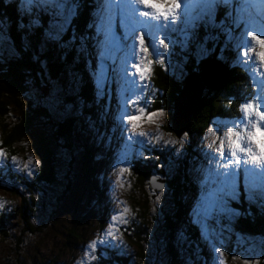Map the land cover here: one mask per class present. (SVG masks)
Masks as SVG:
<instances>
[{"label": "rangeland", "instance_id": "obj_1", "mask_svg": "<svg viewBox=\"0 0 264 264\" xmlns=\"http://www.w3.org/2000/svg\"><path fill=\"white\" fill-rule=\"evenodd\" d=\"M232 1L227 0V3H223L222 0L213 1L219 6L213 10L211 22L208 19L195 18L191 24H188L184 16L186 4L190 5L191 13L195 17L203 10L204 7L201 6L206 0H178L180 8L177 10L176 24L173 25L170 20L164 21L161 18L157 29L143 33L145 46L149 49L147 59L153 60V63L149 66L144 80L141 81L135 75L132 64L143 65L144 54L136 52L135 34L125 39V30L119 27V6L123 0H98V11L91 14L92 17L86 26L87 34L81 36L79 43L76 44L73 41L71 45V48L77 52H84V55L88 54L86 46H90L95 54L93 60L91 58L88 63L90 67L91 65L93 67L89 74L94 77V102L90 106L91 112L86 116L82 115L83 103L77 100L78 96L68 87L69 71L66 74L67 83L65 85L63 81L60 89L52 83L48 86L43 84V87L37 90L42 98L52 100L53 104L55 95L58 97V103L61 101L58 114L55 115L58 118L55 130H58L57 127L61 122L69 118L75 122L74 116L78 118L75 133L80 132V142L72 151L59 153V162L64 170H68L69 162L71 164V181L72 174L76 175L73 178L74 184L71 185V193L65 196L59 204L51 197L36 198L37 202L44 206L40 213L42 219L46 220V226L41 228L43 231L38 235L28 239L26 249L22 250L23 256H19L18 261L14 262L12 259H14L13 251L16 247V240L13 235L11 237L8 235L14 233V229H19L18 213L22 200L10 188L25 193L24 184L34 182L36 168L43 161V144H51L48 141H50L49 130L51 131L52 128L48 130L46 125H41L37 118L28 130L29 132L15 141L14 146L17 151L14 157L8 159L6 152L0 149V152L4 153L0 156V182L7 187L0 188V215H4L6 229H11L4 234L0 232V264L30 262L31 264H122L123 260L124 264H202L201 259L203 258L204 262L209 264L211 258L207 255V251L215 257L212 258L216 262L214 264H258L260 259H264V239L256 237L247 239L245 238L247 236L243 237L233 228L234 218L240 213L233 205L241 193L247 203L263 207L260 201L255 200L258 196L253 193L264 191V180H258L257 187L249 191L244 178V166L232 170L237 173L238 198L225 201L223 208H230L234 211H216L215 213L209 211V205L221 187L217 179L219 173L223 171L220 165L230 159L225 155L221 160L218 155L221 142L225 150L228 147L224 132L228 127L241 132L250 127V121L243 119L242 107L238 118L212 123L200 136L185 132L178 137L166 129L168 113L154 110L152 104L155 99V89L150 81L153 76H151L153 66L163 61L159 65L163 74L179 81L184 76L183 62H188L189 55L195 54L194 49L198 48L200 53L202 51L200 42L197 41L193 46L192 39L196 36L195 29L203 25L204 28L211 26L214 31L215 28L221 26L220 41L223 45L220 51L224 48L229 52L228 58L234 64L246 68L256 88L252 91L251 99L247 103L258 105L260 110L264 111V68L259 65L254 55V52L259 49L247 35L251 31L264 38V0H245L243 4L247 2V5L242 8L240 5L237 6V3L236 7L230 8L228 3ZM15 2L18 12V0ZM257 2L259 6L256 5ZM74 3L78 7L76 14L70 18L71 22L74 17L78 16L80 9V0H74ZM160 6L163 7V5ZM134 7L138 10L137 13L141 11L148 12L150 15L152 13L151 8H144L142 5H134ZM220 8L227 14L229 21L232 17V23L236 29L229 30L223 23L215 22L214 12ZM103 9H109L117 14L118 20L115 23L117 29L120 28L123 33L124 43L120 40L123 44L119 42L118 46L107 50L101 59L100 54L104 49L100 44L102 31L99 30V20ZM39 16L47 17L49 22L40 26L43 33L41 32L36 39L39 43L38 47L40 50H52L55 46L54 50L58 52L61 46L47 38L53 18L45 11L43 13L37 11L33 14L36 20ZM134 19L142 22L136 25L137 29L143 24L157 25L156 21L140 17L139 14ZM67 34L68 31L62 37L61 43ZM215 34V32L210 34L213 40ZM115 36L119 40L116 33ZM161 39L168 45L167 49L160 45L159 40ZM10 44L5 31L3 39L0 40V55L6 56L9 55L7 53H11ZM129 44L132 45L131 50H129ZM248 47H252L254 51L247 56H242L241 51ZM178 59L183 61L177 62ZM194 63L195 61L193 65ZM100 65L104 68L103 72L98 69ZM98 81L103 84L102 89L99 88ZM98 91H102L103 94L98 95ZM26 100V97L21 98L20 102L23 107L26 105ZM108 101H110V108L107 106ZM6 105L11 114L7 116V124L14 120L17 122L19 110L10 103ZM69 105H71L70 109ZM140 108H143L146 113L156 112L158 115L153 117L151 122H138L139 126L133 131L126 117L140 114L138 112ZM109 116L111 120H116V129L113 125H109L111 122H106ZM255 119L256 117L250 114V120ZM261 127L264 128V124H261ZM141 133L144 135L141 136ZM0 139H3L1 132ZM51 145L54 148V145ZM88 148H90L89 158L82 156L83 153H88ZM154 150L160 154L172 152L173 156L169 155L165 161H161L162 163H160L161 158L157 159V163L154 164L157 169L151 170L150 185L145 184L142 191L134 190L133 184L136 177L135 173H132L133 165L142 156L150 158V154L144 151L155 152ZM121 168L126 171L121 172ZM10 173L13 174V178ZM92 176L96 178L92 185H97V188L87 183ZM171 180L178 182L176 191L181 188L183 181L189 182L187 185L196 186L197 190L192 194L191 191L185 192L182 187V191L176 192L172 189ZM41 188L45 187L41 186ZM101 190L103 196L99 195ZM143 196L151 200L146 210L145 223L142 225L144 230L142 237L144 236L145 240L140 241L139 237L135 236L136 232L133 228L135 229L143 221L140 216L141 212L139 214L140 200H143ZM163 209L162 214L172 216L171 220L175 222L176 228L173 226L170 233L164 227V219L159 216V210ZM147 211L150 213L147 214ZM178 211L185 214L186 221L188 220L189 224L195 227V230L187 228L186 231L197 235V240L187 239L188 235L185 234L181 222L175 219L177 218L175 212ZM114 216L115 220L112 219ZM109 232L114 235V239L108 235ZM93 241H106L107 243L98 244L94 251L88 247ZM135 242L142 245L143 256L141 257L138 255ZM221 252L223 255L220 254ZM172 253H174V260H170ZM93 256L98 259H92ZM103 259L105 262L102 261Z\"/></svg>", "mask_w": 264, "mask_h": 264}, {"label": "trees", "instance_id": "obj_2", "mask_svg": "<svg viewBox=\"0 0 264 264\" xmlns=\"http://www.w3.org/2000/svg\"><path fill=\"white\" fill-rule=\"evenodd\" d=\"M93 11L94 9L90 11V5H85L79 9L78 16L74 17L67 30L68 37L66 36V38H63V43L66 44L67 47L58 48V52H56L54 50L56 48L55 46H53L54 48H52V50H40L38 47L39 43L36 40L40 36V33H43V31L40 30V26H44L49 22L47 17L39 16V28H35L31 33H28L17 27L18 12L15 4L9 0H7V3H5V0H0V19H3L5 23L6 33L11 43V53H7L9 55L6 56L0 55V132L4 139H2L3 141L0 139V149H2L4 153L6 152L8 159L14 157L17 151V148L14 146L15 141H18L21 136L23 137L26 132H29L28 130L33 126L34 122H36L37 118H39L41 125H46L48 130L52 128L51 131L49 130L50 141L48 142L54 145L53 148L51 144H43V161H41L36 168L35 183L24 184L26 187L24 194L17 189L10 188L13 193L22 200L18 213L20 217L19 229H14V233L8 235V237L13 235L16 240V247L13 251L14 259H12L14 262L18 261L19 256H23L22 250L23 248L26 249L28 239L38 235L43 231L41 228L46 226V220L42 219V214L40 213L44 209V206L40 205L36 198L47 199L51 197L59 204L65 196L67 197V195L71 193V185L74 184L73 178L76 175L72 174L73 178L71 181V164L69 162L68 164L70 166L68 170H64L59 162V153L72 151L80 142V132L78 131L75 133V124L78 122V118L74 116L75 122H72L70 118L61 122L57 127L58 130H55L58 124V118H56L55 115L58 114L60 107L59 103L61 104V101L58 103V97L55 95V103L53 104L52 100L42 98L40 92L39 94L37 93V90L41 89L43 84L48 86L52 85V83L60 89L63 81L65 85L67 83V71L70 73L74 72L80 78V84L74 91V94L78 96L77 100L83 103L81 106L84 111L82 115L86 116L91 112L90 106L94 102V77L89 74L93 67L92 65L90 67L88 63L91 58L93 60L95 54L90 46H86L88 54L84 55V52H77L74 48H71V45L73 41L76 44L79 43L80 39H82L81 36L85 35V31L87 30L86 26L92 17L91 14ZM215 19L217 20L216 23L220 22L218 18L215 17ZM225 21L227 24V19H225ZM211 28V26L204 28V26L201 25L199 29L195 30L196 36H198L200 41H203L206 37L205 35L208 34L209 40L201 46V53L199 49L196 48L194 49L195 54L189 55L188 62H183L184 76L182 79H179V81L171 76L164 75L159 64L156 63L153 66V76L151 75L152 79L150 80L152 87L155 89V99L152 103L153 109L168 113V125L166 127L168 132H173L171 128L173 104L183 85V78L187 74L194 71L200 72L206 86L192 114L190 126L188 128V132L195 136H200L203 132H206L212 123L238 118L240 116L239 111L241 106L249 100L248 95L250 91L255 90V88L252 87V80L249 78L247 70L229 61L228 56L230 54L228 51H220L218 45L220 33L218 30L213 31ZM205 30L208 33L205 32ZM213 32L216 33L214 40L210 37V34ZM73 37H75V40H73ZM25 42H27L29 47L27 50H25ZM13 49L17 55H13ZM62 51H64V53ZM205 52L207 54H205ZM33 57L36 59L34 60ZM193 60L195 61V65H193ZM181 61L183 60H177V62L180 63ZM42 65L47 68L48 73L46 76L42 74ZM61 72L62 74L60 75ZM55 93L58 94V92ZM22 97H26L27 99L25 107H23L20 102ZM6 103L12 104L14 108L16 106L19 110L17 122H14L16 121L14 120L7 124V116L11 114L8 112ZM106 122H111L109 125H113L116 129L115 119L111 120V118H107ZM51 124L54 127L51 126ZM9 128H12V130H8ZM89 150L90 148H88V153ZM154 151L155 152L144 151L150 154V158L142 156L137 159V163H134V171L132 170V173H135L136 177L134 178L135 183L133 184V186H135L134 190L139 189L142 191L145 188V184L147 186V183H151L150 174L151 170L157 169L156 165L154 167L155 162L157 163V159L161 158L160 163H162L161 161H165L169 155L173 156L172 152L160 154L157 150ZM88 153H83L82 156H88L89 158L90 153ZM194 153L196 154V152ZM154 158L156 159L154 160ZM90 173L93 174L92 172ZM10 174L11 178H13V174ZM93 181H96V178L92 176L87 183L89 186L97 188V185H92ZM188 183L189 182L183 181L180 187H183V190L187 193L188 191H191L192 194L195 193L197 187L191 184L187 185ZM170 184L173 187L171 188L176 191L178 188L177 180H171ZM41 186L45 188L42 189ZM0 188L5 189L7 187L0 182ZM181 188L178 191H182ZM99 195L103 196L102 190ZM143 200H140L141 204L139 205V214L141 212L140 216L143 221H141L140 225L136 226L135 229L133 228L136 232L135 236L139 237L138 239H140V241L145 240V238H143L144 236L142 237L144 233L142 225L145 223L144 220H146L147 217L146 210L151 198H145L143 196ZM255 200L260 201V198L255 197ZM136 204L138 205L137 201ZM233 207L240 212L239 215L234 218L233 228L235 231L243 235V237L247 236L245 237L247 239L248 237L264 239V206L260 207L247 203L244 200L243 193H241L239 199L234 202ZM147 212V214L150 213L149 211ZM163 212L164 209L162 211L159 210V216L164 219V227H166L168 233H170L173 226L175 227V222L173 223V220H171L173 218L172 216L162 214ZM175 215L177 217L175 219L181 222L185 234L188 235L187 239L189 241L192 239L197 240V235L189 234L186 231L187 228L189 230H195V227L189 224L188 220L186 221L185 214L178 211L175 212ZM6 227L7 225L4 224V215H0V232L4 234L6 231H11V229L8 230ZM136 244L138 255L141 257L143 256L142 245ZM169 247H171V244H169ZM207 252V255L211 258V263L209 264L216 263L212 259L215 257L210 255L209 251ZM113 256L115 257V255ZM170 260H174V253H172V255L170 254ZM102 261L105 262L104 259ZM201 261L202 264H206L204 258L201 259ZM31 263L32 262L27 264ZM121 263L124 264L125 261L123 260ZM258 264H264V259H260Z\"/></svg>", "mask_w": 264, "mask_h": 264}, {"label": "snow or ice", "instance_id": "obj_3", "mask_svg": "<svg viewBox=\"0 0 264 264\" xmlns=\"http://www.w3.org/2000/svg\"><path fill=\"white\" fill-rule=\"evenodd\" d=\"M223 3H227V0H222ZM7 3V0H5ZM19 11L17 27L28 33H31L35 28H39L40 21L32 18L33 14L37 11H45L53 18V23L50 30L47 32V38L49 41L56 42L61 47H67L66 44L61 43L62 37L70 27V18L76 14L77 5L74 0H18ZM85 5H90V10L96 8V5L91 4V0H80L79 7L82 8ZM134 5H142L144 8H151V15L148 12L141 11L139 15L146 19H151L157 22V25L143 24L142 27L137 29L136 25L138 22L134 19L137 15V9ZM160 5H163L161 7ZM219 5L212 2V0H206L205 7L203 10L194 17L190 10V5L185 6L184 16L187 18L186 23L191 24L195 18L208 19L211 22L212 12ZM119 27L125 30V39L135 34V49L137 53H143L145 62L143 65L140 63L132 64L135 69V75L144 80L145 74L149 71V66L153 63V60L147 59L149 56V49L145 46L144 32L157 29L159 21L163 18L164 21H169L171 24L177 23V10L180 8L178 0H123L119 6ZM117 14L109 9L101 10V16L99 20V30L102 31V39L100 44L104 51L101 52L100 58L103 59L107 50L112 47L119 45V41L116 39L114 33L115 20L114 17ZM91 19V18H90ZM52 29H55L54 31ZM6 31L5 23L3 19H0V40L3 39ZM253 44L259 49L254 52L256 60L259 65L264 68V38L249 31L247 33ZM75 40V37H73ZM159 43L165 49L168 45L163 39L159 40ZM129 50L132 49V45H128ZM28 44L25 42V50H27ZM254 49L248 47L246 50L241 51L242 56H247L252 53ZM205 54H207L205 52ZM13 55H17L13 49ZM35 60L36 58L33 57ZM161 64L163 61H159ZM99 71L103 72L104 68L102 65L98 66ZM42 74L47 75V68L42 65ZM51 83V82H50ZM80 84L79 76L72 72L69 74L68 87L70 90L75 91ZM99 88H103V84L98 81ZM58 90V89H57ZM102 91H98V95H102ZM243 119L250 121V127L241 131H236L232 127H228L224 132V136L227 137L228 147L225 150L223 142L219 145V158L223 160L224 156L227 155L230 159L220 165L223 171L219 173L218 182L221 185L219 192L209 205V211L215 213L216 211L228 212L234 211L230 208H223V203L227 200H235L238 198L236 192V181L237 173L232 171L239 169L243 165V173L245 181L248 185L249 191L257 187L258 180H264V128L261 124H264V111H261L258 105L251 102L245 103L242 106ZM71 108V105L68 106ZM140 114L129 115L126 120L131 123L133 131L139 126L138 122L147 121L151 122L153 117L157 116L156 112H145L143 108L138 109ZM250 114L256 117L255 120H250ZM212 129H210L211 131ZM141 136L144 134L141 133ZM4 153L0 152V156ZM126 169L121 168V172ZM253 195L260 198L261 205L264 206V191L259 193H253ZM251 198V197H250ZM238 214V213H237ZM113 220L116 219L114 216ZM111 227V225H110ZM109 236L114 235L109 232ZM106 241H93L88 245L90 249L94 251L97 249L98 244H106ZM223 255V252L220 253ZM87 255V253H86ZM92 259H98L93 256Z\"/></svg>", "mask_w": 264, "mask_h": 264}, {"label": "water", "instance_id": "obj_4", "mask_svg": "<svg viewBox=\"0 0 264 264\" xmlns=\"http://www.w3.org/2000/svg\"><path fill=\"white\" fill-rule=\"evenodd\" d=\"M206 86L198 71L187 74L173 104L171 125L173 133L180 137L188 131L192 114Z\"/></svg>", "mask_w": 264, "mask_h": 264}]
</instances>
